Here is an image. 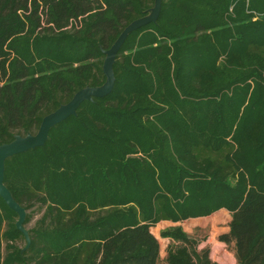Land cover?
Returning <instances> with one entry per match:
<instances>
[{
    "label": "trees",
    "instance_id": "1",
    "mask_svg": "<svg viewBox=\"0 0 264 264\" xmlns=\"http://www.w3.org/2000/svg\"><path fill=\"white\" fill-rule=\"evenodd\" d=\"M154 4L0 0V146L102 87L103 51ZM160 12L117 54L111 94L7 160L14 200L45 212L27 249L0 197V264H216L182 226L161 234L174 242L162 256L151 228L221 209L219 242L237 264H264V0H162Z\"/></svg>",
    "mask_w": 264,
    "mask_h": 264
},
{
    "label": "water",
    "instance_id": "2",
    "mask_svg": "<svg viewBox=\"0 0 264 264\" xmlns=\"http://www.w3.org/2000/svg\"><path fill=\"white\" fill-rule=\"evenodd\" d=\"M162 0H155L154 7L150 9L147 16L135 20L127 26V28L115 40V44L108 50H104L105 60L102 71L106 77L102 87H90L78 91L68 104L61 105L55 112L44 117L37 134H28L27 136L17 135L11 143H6L0 146V197L6 205L17 215L16 229L22 233L26 240V248L31 244L30 233L25 228L26 210L14 200L10 190L4 183L5 166L8 159L15 157L18 154H23L37 148H42L48 140L50 130L59 125L63 121L76 115L79 107L85 102H93L96 99H102L108 96L114 90L115 73L113 71L116 63L117 54L125 44L129 35L150 23H156L160 16Z\"/></svg>",
    "mask_w": 264,
    "mask_h": 264
},
{
    "label": "rangeland",
    "instance_id": "3",
    "mask_svg": "<svg viewBox=\"0 0 264 264\" xmlns=\"http://www.w3.org/2000/svg\"><path fill=\"white\" fill-rule=\"evenodd\" d=\"M45 209H40V205L27 211V217H31V222L25 226L27 230L33 229L38 221L42 218ZM227 212V213H225ZM225 209L213 213L207 217L192 218L178 223H158L152 226L151 230L157 235L159 244L161 245V253L164 256L166 249L174 243L170 238H163L161 234L169 228L182 226L192 238H195V248L198 251L209 249V258L216 264H237V259L234 257L232 247L219 242V238L229 233V228L223 222L227 221L232 214ZM171 222V221H170ZM20 247L25 246V241L19 242ZM6 247V245H4Z\"/></svg>",
    "mask_w": 264,
    "mask_h": 264
},
{
    "label": "crops",
    "instance_id": "4",
    "mask_svg": "<svg viewBox=\"0 0 264 264\" xmlns=\"http://www.w3.org/2000/svg\"><path fill=\"white\" fill-rule=\"evenodd\" d=\"M225 213H227V212H225ZM229 214V213H228ZM231 219H232V217H229L228 219H227V221H225V222H223V224L224 225H227L230 221H231ZM168 224V223H172V222H170V221H164L162 224ZM155 234V233H154ZM157 236V235H156Z\"/></svg>",
    "mask_w": 264,
    "mask_h": 264
}]
</instances>
